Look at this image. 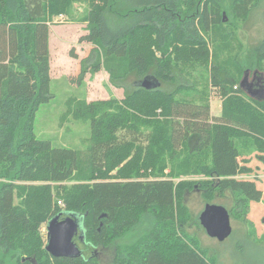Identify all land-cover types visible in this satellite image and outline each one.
Segmentation results:
<instances>
[{
  "label": "trees",
  "instance_id": "trees-1",
  "mask_svg": "<svg viewBox=\"0 0 264 264\" xmlns=\"http://www.w3.org/2000/svg\"><path fill=\"white\" fill-rule=\"evenodd\" d=\"M261 1L232 0V15L245 23ZM76 3L87 31L78 41L93 45L80 75L104 68L125 91L120 100L67 99L65 115L89 126L77 149L34 133L35 112L50 98L49 21L72 16ZM223 22L219 0H0V264H104L98 247L112 249L108 264H215L187 232L200 223L184 195L213 203L228 194L229 215L246 223L262 191L236 176L250 171L239 163L243 147L264 152V101L216 64L219 116L206 92L196 102L177 96L185 85L162 86L178 82L180 63L207 68L204 36L225 44ZM253 53L264 76V38ZM146 76L161 86L134 84ZM190 175L205 178L174 181ZM67 213L83 216L85 254L53 257L40 227Z\"/></svg>",
  "mask_w": 264,
  "mask_h": 264
},
{
  "label": "rangeland",
  "instance_id": "rangeland-1",
  "mask_svg": "<svg viewBox=\"0 0 264 264\" xmlns=\"http://www.w3.org/2000/svg\"><path fill=\"white\" fill-rule=\"evenodd\" d=\"M219 1L224 21L222 30L226 43L224 44L217 39L213 45L210 43L208 36L205 35L209 48L207 68L204 66L188 67L180 63L179 72L182 73V76L179 77L180 79L178 78V82L175 81L172 82L173 84H163L162 86L164 89L171 90L178 84L185 85L186 87L181 88L177 96L182 100L186 97L188 100L196 102L200 100L199 94L206 92L211 114L219 112V109L221 112V97L211 84L210 66L213 64L221 66L236 81L238 79L240 81L243 76V72L241 75V69L246 68H249L250 73L255 71L262 78L264 77L262 72L254 69L255 66L252 62L254 58L253 49L264 38V0L252 9L249 19L245 23L232 15V0ZM84 11L85 5L76 3L74 4L72 16L62 15L64 18L60 20L59 15L49 21L50 98L38 107L34 119L36 137L49 139L53 145L75 149L82 148L85 144L82 141L89 135V126L84 121L75 120L70 115H65L67 112L66 106L69 104L67 99H85L87 102L108 99L120 100L125 94L123 88L115 87L110 83L109 74L104 68L94 74L87 72L80 75L81 60L89 55L93 47L89 42L78 41V38L87 32L86 23L79 20ZM200 33L204 35V32L200 31ZM214 53L217 54L214 55ZM156 55L159 56V53L156 52ZM134 79L136 77L131 75L127 82L131 83ZM129 88L130 86L127 89ZM244 94L249 98H253L247 95L246 91ZM259 100L264 101V97L259 98ZM240 161L241 165L246 164L244 166L250 168V171L240 174L237 178L253 181L256 187L262 191L260 201L249 203L246 223L230 216L232 232L222 241L208 236L203 227L198 226L196 223L187 228V232L197 239L198 246L204 251V255L215 264H264V152H257L253 147H243ZM168 170L167 168L166 171ZM201 178L205 177L195 175L179 176L174 178V181H196ZM76 182L75 180H69L64 183L71 185ZM212 202L223 205L228 209L231 207L233 200L226 194L225 198L217 197ZM184 204L193 215H199L206 202L200 192L192 190L185 193ZM40 234L45 243L46 223L41 225ZM79 248L81 252H84L82 244ZM91 251L93 250L91 249ZM95 252H97L101 262L104 264L110 263L111 248L98 247ZM88 253L86 252V255ZM7 262H9V259Z\"/></svg>",
  "mask_w": 264,
  "mask_h": 264
},
{
  "label": "water",
  "instance_id": "water-1",
  "mask_svg": "<svg viewBox=\"0 0 264 264\" xmlns=\"http://www.w3.org/2000/svg\"><path fill=\"white\" fill-rule=\"evenodd\" d=\"M249 70L243 72L238 85L245 92L244 86ZM144 89H151L160 85L152 76L134 82ZM250 97L252 95L247 94ZM60 214L55 215L46 223V242L45 250L53 257H78L81 250L73 240L75 235L81 242L83 236V216L75 213H67L60 218ZM198 221L205 230L206 234L219 241L226 239L232 232L230 215L226 207L215 203H206L198 215Z\"/></svg>",
  "mask_w": 264,
  "mask_h": 264
},
{
  "label": "flooded vegetation",
  "instance_id": "flooded-vegetation-1",
  "mask_svg": "<svg viewBox=\"0 0 264 264\" xmlns=\"http://www.w3.org/2000/svg\"><path fill=\"white\" fill-rule=\"evenodd\" d=\"M244 90L246 93L252 95V97L258 98L261 97L264 93V83L263 78L257 74V72L253 71L252 73H248L247 80L245 82ZM65 215H61L59 219L65 217ZM73 240L76 243H81V241L78 238V235H75ZM78 243V244H79Z\"/></svg>",
  "mask_w": 264,
  "mask_h": 264
},
{
  "label": "crops",
  "instance_id": "crops-1",
  "mask_svg": "<svg viewBox=\"0 0 264 264\" xmlns=\"http://www.w3.org/2000/svg\"><path fill=\"white\" fill-rule=\"evenodd\" d=\"M49 29H50V27H49ZM49 51H50V32H49ZM50 62H51V60H50ZM50 73H51V64H50ZM51 76V75H50ZM161 84V83H160ZM161 86V85H160ZM264 97V93H263V95H261V97H258V99L259 98H263ZM211 112H212V110H211ZM220 109H219V112H217V113H212V115H214V116H219L220 114ZM239 163H240V165H241V161H240V157H239ZM243 166L244 165H246V164H242ZM237 177H239V175L238 176H236V178Z\"/></svg>",
  "mask_w": 264,
  "mask_h": 264
},
{
  "label": "built area",
  "instance_id": "built-area-1",
  "mask_svg": "<svg viewBox=\"0 0 264 264\" xmlns=\"http://www.w3.org/2000/svg\"><path fill=\"white\" fill-rule=\"evenodd\" d=\"M63 18H64V17H63L62 15L59 16V19H60V20H63ZM58 203L60 204L61 202L58 201Z\"/></svg>",
  "mask_w": 264,
  "mask_h": 264
}]
</instances>
